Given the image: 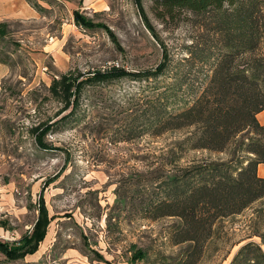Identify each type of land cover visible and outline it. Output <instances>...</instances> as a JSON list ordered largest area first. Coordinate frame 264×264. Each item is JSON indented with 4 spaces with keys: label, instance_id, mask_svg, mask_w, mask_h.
<instances>
[{
    "label": "rangeland",
    "instance_id": "374dc122",
    "mask_svg": "<svg viewBox=\"0 0 264 264\" xmlns=\"http://www.w3.org/2000/svg\"><path fill=\"white\" fill-rule=\"evenodd\" d=\"M43 1L38 20L8 24L0 37L9 70L0 90V243L30 232L38 203L49 225L35 255L7 261L0 253V264H177L186 244H172L176 219H150L146 210L152 179L170 170L169 149L184 132L126 134L153 89L181 84L188 101L205 85L211 59L203 62V49L214 54V38L191 16L158 21L148 0L78 9L92 24L84 29L69 24L66 2L74 9L77 0ZM78 74L90 82L77 85ZM251 136L220 153L186 152L177 166H239ZM259 203L218 222L197 264H229Z\"/></svg>",
    "mask_w": 264,
    "mask_h": 264
},
{
    "label": "trees",
    "instance_id": "16d2710c",
    "mask_svg": "<svg viewBox=\"0 0 264 264\" xmlns=\"http://www.w3.org/2000/svg\"><path fill=\"white\" fill-rule=\"evenodd\" d=\"M148 1L153 16L160 22L193 17L194 24L214 38L212 47L216 51L210 54L209 46L203 49V62L211 59V69L205 85L188 101V89L185 91L181 84L155 88L152 100L141 102L147 106L132 118V126L127 129L126 135L146 130L154 136L184 132L169 149L170 170L152 179L154 200L147 206L146 214L150 219H176L170 232L172 244H186L177 256V264H197L218 222L259 201L253 210L254 222L248 228L247 241L239 246L229 264H264V179L255 175L264 153V125L255 119L264 109V0ZM72 19L78 28L92 26L78 11H73ZM5 27L0 25V37ZM196 42L191 40L190 46ZM186 59H193L191 51ZM77 77V85L90 82L79 74ZM74 82L72 79V85ZM245 134L252 136L242 150L247 155L239 166L223 161L177 166L186 152L220 153ZM34 143L42 147L38 135L34 136ZM48 222L45 207L38 203V216L30 232L10 244L0 243V253L7 261L32 254L42 241ZM134 255L142 257L140 252Z\"/></svg>",
    "mask_w": 264,
    "mask_h": 264
},
{
    "label": "crops",
    "instance_id": "0c3cea01",
    "mask_svg": "<svg viewBox=\"0 0 264 264\" xmlns=\"http://www.w3.org/2000/svg\"><path fill=\"white\" fill-rule=\"evenodd\" d=\"M69 2H66V4H68V6L70 7L69 24H71V26L74 27L76 26L74 25L72 19L73 11H78V12L79 10L93 11L94 9L103 10V7L101 5V0H77L78 6L74 9H72V1ZM43 4H44L43 0H0V25L3 24L6 26L8 24L21 25V24L29 23L30 21H36L40 18V14L38 10L39 8L42 9L41 7ZM8 71H9L8 67L0 63V86L2 80L6 79L8 75ZM255 119L259 125H264V109L255 115ZM255 175L257 178L264 179V153H263V162L258 164L255 168ZM47 218L49 220L48 214H47ZM46 235L47 232L45 230L44 237L39 244H41L45 240ZM37 248L36 251H34L32 254L25 255L24 257H31L35 255L37 252Z\"/></svg>",
    "mask_w": 264,
    "mask_h": 264
}]
</instances>
